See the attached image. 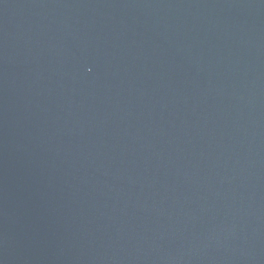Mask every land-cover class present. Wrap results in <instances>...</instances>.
<instances>
[{"label": "water", "instance_id": "1", "mask_svg": "<svg viewBox=\"0 0 264 264\" xmlns=\"http://www.w3.org/2000/svg\"><path fill=\"white\" fill-rule=\"evenodd\" d=\"M0 264H264V0H0Z\"/></svg>", "mask_w": 264, "mask_h": 264}]
</instances>
